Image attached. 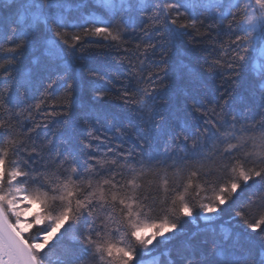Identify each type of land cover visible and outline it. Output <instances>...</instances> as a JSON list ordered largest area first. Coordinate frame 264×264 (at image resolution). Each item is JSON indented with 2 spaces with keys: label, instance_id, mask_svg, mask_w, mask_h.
Wrapping results in <instances>:
<instances>
[{
  "label": "snow or ice",
  "instance_id": "snow-or-ice-1",
  "mask_svg": "<svg viewBox=\"0 0 264 264\" xmlns=\"http://www.w3.org/2000/svg\"><path fill=\"white\" fill-rule=\"evenodd\" d=\"M262 225L264 0H0V264H264Z\"/></svg>",
  "mask_w": 264,
  "mask_h": 264
},
{
  "label": "trees",
  "instance_id": "trees-1",
  "mask_svg": "<svg viewBox=\"0 0 264 264\" xmlns=\"http://www.w3.org/2000/svg\"><path fill=\"white\" fill-rule=\"evenodd\" d=\"M140 35L141 34H140V31H139V28H136L135 31H130L125 36L126 44L124 45V47L130 48V49H134L136 43L138 42V39H139ZM97 51L107 52V53H110V55L107 56V57H105L103 55H97L96 54ZM206 54L207 53L204 52V51H198V52H196L195 55L202 57V56H204ZM123 55H124L123 48H121L119 51L117 49H115V48H105V49H102V50L93 49L92 56L89 59L83 61V66L84 67H89V66L95 67V66H99V65L107 63V64L112 65L113 67H117L118 63H119L118 60H113L112 58L113 57H118V56H123ZM185 59H186V61L187 60H192V63L194 64V66H196V67L199 66L198 63L196 62V60L192 56L186 57ZM83 75L85 76V78H87V74L86 73H83ZM170 75H175V71L173 73H171ZM216 85L219 86V79H217ZM35 102L36 101H30V103H33V104ZM112 103H115V97L113 95H110L106 99L105 105H109V104H112ZM241 107H243V106H241ZM25 115H27V114H25ZM37 119H39V116H37ZM25 122L29 126L31 125V121H25ZM52 128L55 129L57 132H59V129H57L55 125H52ZM38 131L40 132V138H39L38 143H46V141L44 140V137H45L46 134H50V132H48L47 130H43V129L38 130ZM129 131H131V128H129ZM153 151L157 155L162 154L164 152L163 143H161L158 147H155L153 149ZM45 155H47V153H45ZM81 163H84L85 167L87 166L86 157H82L81 158ZM254 218H259V213H258L257 210H253L250 213V219H254ZM187 227L190 228V229H194L193 225H187ZM262 227H264V225H262Z\"/></svg>",
  "mask_w": 264,
  "mask_h": 264
},
{
  "label": "rangeland",
  "instance_id": "rangeland-1",
  "mask_svg": "<svg viewBox=\"0 0 264 264\" xmlns=\"http://www.w3.org/2000/svg\"><path fill=\"white\" fill-rule=\"evenodd\" d=\"M31 211H36V207L33 205Z\"/></svg>",
  "mask_w": 264,
  "mask_h": 264
}]
</instances>
